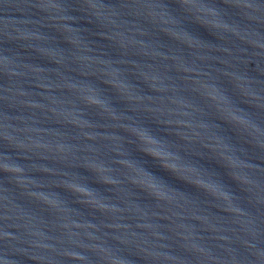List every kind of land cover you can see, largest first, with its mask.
Instances as JSON below:
<instances>
[{"label":"water","instance_id":"95a60500","mask_svg":"<svg viewBox=\"0 0 264 264\" xmlns=\"http://www.w3.org/2000/svg\"><path fill=\"white\" fill-rule=\"evenodd\" d=\"M0 264H264V0H0Z\"/></svg>","mask_w":264,"mask_h":264}]
</instances>
